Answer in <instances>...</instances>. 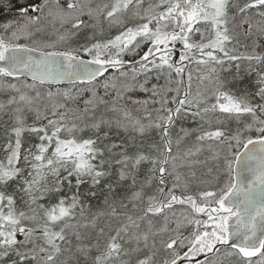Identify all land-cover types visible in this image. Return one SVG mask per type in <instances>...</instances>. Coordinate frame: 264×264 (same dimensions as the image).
<instances>
[{
    "label": "snow or ice",
    "instance_id": "snow-or-ice-1",
    "mask_svg": "<svg viewBox=\"0 0 264 264\" xmlns=\"http://www.w3.org/2000/svg\"><path fill=\"white\" fill-rule=\"evenodd\" d=\"M0 16V264H264V0Z\"/></svg>",
    "mask_w": 264,
    "mask_h": 264
},
{
    "label": "trees",
    "instance_id": "trees-1",
    "mask_svg": "<svg viewBox=\"0 0 264 264\" xmlns=\"http://www.w3.org/2000/svg\"><path fill=\"white\" fill-rule=\"evenodd\" d=\"M4 18L2 16H0V21H2Z\"/></svg>",
    "mask_w": 264,
    "mask_h": 264
}]
</instances>
